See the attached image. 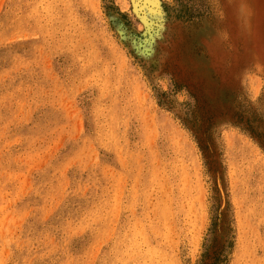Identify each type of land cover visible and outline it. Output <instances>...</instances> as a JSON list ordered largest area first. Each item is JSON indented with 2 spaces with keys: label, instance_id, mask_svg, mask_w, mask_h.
<instances>
[{
  "label": "rangeland",
  "instance_id": "rangeland-1",
  "mask_svg": "<svg viewBox=\"0 0 264 264\" xmlns=\"http://www.w3.org/2000/svg\"><path fill=\"white\" fill-rule=\"evenodd\" d=\"M0 264H264V0H0Z\"/></svg>",
  "mask_w": 264,
  "mask_h": 264
},
{
  "label": "bare ground",
  "instance_id": "bare-ground-1",
  "mask_svg": "<svg viewBox=\"0 0 264 264\" xmlns=\"http://www.w3.org/2000/svg\"><path fill=\"white\" fill-rule=\"evenodd\" d=\"M231 140V139H230Z\"/></svg>",
  "mask_w": 264,
  "mask_h": 264
}]
</instances>
